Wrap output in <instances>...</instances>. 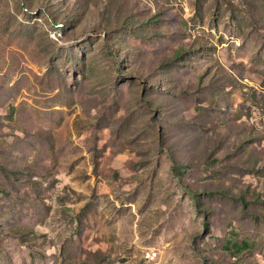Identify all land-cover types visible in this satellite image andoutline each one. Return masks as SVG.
<instances>
[{
    "label": "rangeland",
    "instance_id": "374dc122",
    "mask_svg": "<svg viewBox=\"0 0 264 264\" xmlns=\"http://www.w3.org/2000/svg\"><path fill=\"white\" fill-rule=\"evenodd\" d=\"M0 264H264V0H0Z\"/></svg>",
    "mask_w": 264,
    "mask_h": 264
},
{
    "label": "trees",
    "instance_id": "16d2710c",
    "mask_svg": "<svg viewBox=\"0 0 264 264\" xmlns=\"http://www.w3.org/2000/svg\"><path fill=\"white\" fill-rule=\"evenodd\" d=\"M12 111H14V109ZM226 246H227V248L231 247V249L236 251V252H238V251H240L242 249L239 245H237L235 243L232 244V242H229V241L227 242Z\"/></svg>",
    "mask_w": 264,
    "mask_h": 264
},
{
    "label": "built area",
    "instance_id": "2783aa9c",
    "mask_svg": "<svg viewBox=\"0 0 264 264\" xmlns=\"http://www.w3.org/2000/svg\"><path fill=\"white\" fill-rule=\"evenodd\" d=\"M157 256H159V255H157Z\"/></svg>",
    "mask_w": 264,
    "mask_h": 264
}]
</instances>
